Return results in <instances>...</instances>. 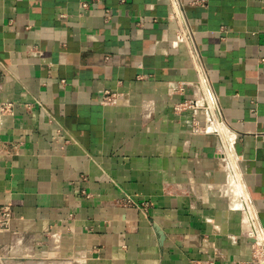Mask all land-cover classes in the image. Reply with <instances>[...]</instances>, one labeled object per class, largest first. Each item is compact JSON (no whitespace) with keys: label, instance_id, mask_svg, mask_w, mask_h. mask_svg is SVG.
<instances>
[{"label":"crops","instance_id":"1","mask_svg":"<svg viewBox=\"0 0 264 264\" xmlns=\"http://www.w3.org/2000/svg\"><path fill=\"white\" fill-rule=\"evenodd\" d=\"M189 1L0 0V264L251 258L264 0Z\"/></svg>","mask_w":264,"mask_h":264},{"label":"built area","instance_id":"2","mask_svg":"<svg viewBox=\"0 0 264 264\" xmlns=\"http://www.w3.org/2000/svg\"><path fill=\"white\" fill-rule=\"evenodd\" d=\"M178 3V0H175ZM208 0H190L189 3L191 5H205ZM86 6V3H83ZM181 14V13H180ZM188 38L191 36L190 30H188L185 34ZM207 83V82H206ZM181 88V87H180ZM205 99L200 102L198 100L190 99L184 100L182 102H178L175 104V110L180 111L187 108H205L211 107L214 110L213 115L219 113L217 98L212 89L208 84H206L205 89ZM103 99L105 101H113L115 99V94L112 92H106ZM10 104H4L0 107V110H5L9 107ZM121 204L127 207H137V208H146L147 201H139L135 197L130 194H126V196L121 200ZM15 218L13 210L9 204L0 205V231L10 229L11 222ZM249 236L252 238V256L248 260H236L232 262V264H264V232L262 230H258V228H252L249 232Z\"/></svg>","mask_w":264,"mask_h":264},{"label":"bare ground","instance_id":"3","mask_svg":"<svg viewBox=\"0 0 264 264\" xmlns=\"http://www.w3.org/2000/svg\"><path fill=\"white\" fill-rule=\"evenodd\" d=\"M213 112V111H212ZM230 191V190H229ZM233 192V191H232ZM234 193V192H233ZM235 196H233V198H234Z\"/></svg>","mask_w":264,"mask_h":264}]
</instances>
